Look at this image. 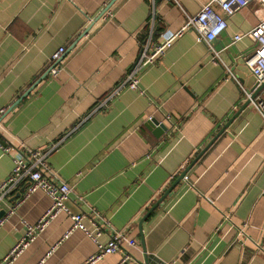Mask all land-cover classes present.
Returning a JSON list of instances; mask_svg holds the SVG:
<instances>
[{"label":"crops","instance_id":"obj_1","mask_svg":"<svg viewBox=\"0 0 264 264\" xmlns=\"http://www.w3.org/2000/svg\"><path fill=\"white\" fill-rule=\"evenodd\" d=\"M110 1L0 0V138L30 149L55 145L47 169L71 187V211L85 212L90 229L102 223L91 215L97 211L102 242L114 230L137 242L89 264H264V119L243 106L256 83L244 64L254 43L249 36L233 42L264 19V6L253 0L236 9L210 42L213 51L193 29L182 30L140 73L144 94L122 89L92 112L143 45L180 31L186 14L210 0H115L113 16L95 20ZM60 46L63 69L50 77L49 57ZM257 96L264 100V88ZM148 116L167 125L159 138L144 125ZM11 168L0 151V181ZM183 171L187 180L139 230ZM21 188L0 202V260L23 236L22 221L35 223L51 204L42 192L11 202ZM71 223L58 214L11 264H85L97 247L79 229L64 237Z\"/></svg>","mask_w":264,"mask_h":264},{"label":"built area","instance_id":"obj_2","mask_svg":"<svg viewBox=\"0 0 264 264\" xmlns=\"http://www.w3.org/2000/svg\"><path fill=\"white\" fill-rule=\"evenodd\" d=\"M177 2V0H170ZM253 0H210L199 9L194 15L186 14L183 28L174 33L164 31L160 34L159 41L149 48L143 45L138 59L126 73L123 81L111 90L105 98L92 111L99 109L106 104L111 98L115 97L122 89L130 88L137 90L140 94L145 91L139 87L140 73L148 65L152 64L156 58L161 56L165 49L169 47L174 38L184 29H193L198 35V40L206 42L208 48L213 51L210 42L219 36L227 27V17H229L236 9L247 5ZM264 6V0H256ZM212 4H217L223 14L217 13ZM113 13L110 7L101 15L102 18L112 17ZM155 13L152 11L151 19L154 20ZM91 19L89 18L88 21ZM243 36H249L254 43L252 51L244 56V64L254 76L257 83L264 80V19L254 25L249 31L243 34L233 36V42L240 40ZM65 52V47L60 46L49 57L48 74L50 77L57 76L63 69L62 61ZM231 74V73H230ZM232 78L233 75L231 74ZM245 97L250 100V104L261 114L264 119V100L259 96L251 97V92L244 91ZM6 108L0 109V116L5 112ZM152 117L148 116L150 120ZM165 122H171L170 115H164ZM55 148H36L30 149L24 145H13L7 143L0 138V151L10 156L12 160V168L9 174L0 181V202L15 189L24 186V198L29 195L42 192L51 199L50 206L39 217V219L31 224L27 221H22L25 226L23 236L11 247L8 253L0 260V264H11L23 250L35 240L46 225L60 213H66L71 219V226L64 233L67 237L74 230H82L96 245L97 251L92 255L85 264L101 258L103 255L112 254L127 247L137 246L136 240L130 235L122 231H116L108 234L106 242L100 241L101 235L104 233L102 228L103 219L97 211H92L91 215L95 219H99L102 223L97 224L93 222V229L86 226L84 220L88 217L85 212H73L67 206L66 201L70 199L71 187L68 183L56 179L55 174L47 169L46 159L50 152ZM184 180L187 176L184 175ZM264 196V190L262 191ZM79 201H83L82 196H78ZM5 221L4 216L0 218V225ZM104 226V225H103ZM54 248L51 247L50 250ZM43 259L38 263L42 264ZM120 264V263H119Z\"/></svg>","mask_w":264,"mask_h":264},{"label":"water","instance_id":"obj_3","mask_svg":"<svg viewBox=\"0 0 264 264\" xmlns=\"http://www.w3.org/2000/svg\"><path fill=\"white\" fill-rule=\"evenodd\" d=\"M115 0H111L107 5H105V7L102 9V11L100 12V14L96 17V19L95 20H97L98 18H100L101 17V15L111 6V4L114 2ZM157 1H160V0H157ZM90 29V26L89 27H86L84 30H83V32L81 33V35L79 36V39L82 37V36H84L87 32H88V30ZM159 34V27H156V29H155V31H154V33H153V35H152V39H153V41L155 40V36L156 35H158ZM264 88V80L263 81H261L260 83H255L254 84V86L252 87V89H251V99L252 98H254V97H256L257 96V94H258V92L260 91V90H262ZM30 89H28V91H29ZM250 103V100L249 99H247L246 100V102H245V104L243 105V106H245V105H247V104H249ZM14 105V104H13ZM236 115H234V117H235ZM233 117V118H234ZM230 122V121H229ZM228 122L227 123H225L224 125H223V127L220 129V131L215 135V137H213L212 139H211V141L206 145V147L201 151V152H203L204 150H206L210 145H211V143L216 139V137L221 133V132H223L224 130H225V128L228 126ZM146 127H147V129L148 130H150L153 134H154V136L155 137H160V136H162L166 131H167V125L164 123V122H159L157 119H155V118H151L150 120H147L146 122H145V124H144ZM185 173H186V171H183L181 174H180V176L178 177V179L175 181V183H173L164 193H163V195L157 200V202L148 210V212L141 218V220H140V222H139V230H141V222L149 215V213L151 212V210L153 209V208H155L156 206H157V204L160 202V201H162L163 200V198L172 190V188L174 187V185L179 181V180H181V179H183V177H184V175H185ZM25 191V188H21L18 192H16L15 194H14V196L12 197V199H10L11 200V202L14 200V199H16V198H18V197H20V195L23 193ZM6 214V211L4 210V209H1L0 210V218L1 217H3L4 215ZM142 235V234H141Z\"/></svg>","mask_w":264,"mask_h":264}]
</instances>
